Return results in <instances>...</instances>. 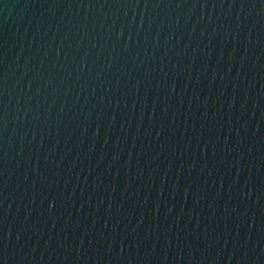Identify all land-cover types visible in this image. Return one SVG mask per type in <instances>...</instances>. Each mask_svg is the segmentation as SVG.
Here are the masks:
<instances>
[{
    "label": "water",
    "instance_id": "water-1",
    "mask_svg": "<svg viewBox=\"0 0 264 264\" xmlns=\"http://www.w3.org/2000/svg\"><path fill=\"white\" fill-rule=\"evenodd\" d=\"M0 264H264V0H0Z\"/></svg>",
    "mask_w": 264,
    "mask_h": 264
}]
</instances>
